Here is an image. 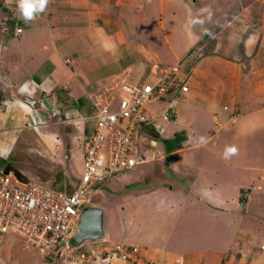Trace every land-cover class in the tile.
I'll list each match as a JSON object with an SVG mask.
<instances>
[{
  "label": "crops",
  "instance_id": "obj_1",
  "mask_svg": "<svg viewBox=\"0 0 264 264\" xmlns=\"http://www.w3.org/2000/svg\"><path fill=\"white\" fill-rule=\"evenodd\" d=\"M162 1L49 0L43 12L25 23L18 0H0V142L11 141L16 129L30 127L50 132L53 128L60 132L63 142L69 146L70 125L79 126L94 111L88 93L126 69L147 67L142 60L137 61V57L149 49L133 48V40L137 36L145 37L144 30H151L153 25L156 26L153 32L147 31L150 36L154 31L164 32L154 24L163 15ZM143 18L149 21L146 28H141L138 23ZM123 19H126V24H121ZM166 44L172 54L171 60H176L174 46L169 41ZM158 49L157 61L163 56L161 48ZM227 68L224 64V77L191 78L187 81L186 92L180 93L175 88L160 102L159 106L172 108L174 117L171 120L178 121L181 129L186 130V135L182 132V145L176 144L165 150L164 144H160L162 140L152 139L138 145V151L150 157L155 150H162L167 157L165 165H168V170L175 177L185 178L188 184L182 187L174 178L171 180L173 185H164L165 180L161 179L158 186H146L148 189L144 191L131 185L135 194L131 192L134 198L129 206L135 199H156L167 195L157 208L162 209L160 215L166 216L167 220L169 217L173 219L174 227L180 224L179 229L185 228L180 218L183 214L187 217L192 213L211 222V233H214L215 249L190 246L187 239L193 237L188 232L174 236L170 231L162 234L160 247L147 249L144 246L143 249L145 258L154 260L153 264L172 262L176 257L182 258L184 264H216L224 256L233 264H264V248L260 247L264 245V206L254 203L248 194L249 186L258 187L253 173L257 174L256 180L264 181V160L258 163L248 160L250 145L257 150L264 149V106L256 107V99L248 97L253 83L248 86L247 82L242 92V81L247 77L242 78V73L234 67L231 72V68ZM143 78L152 80L153 68L148 76L139 78L137 82ZM259 87L264 90L263 86ZM259 87L256 89L260 90ZM244 95L252 104L243 102ZM173 100L187 105L188 111L180 110L177 117ZM28 114L38 122L37 126L26 125ZM186 114L188 119L184 117ZM57 116L62 120H56ZM157 122L161 128L170 125V121ZM173 128L168 129L164 137ZM200 132L202 136H198ZM50 134L55 139L59 138L53 131ZM231 146L240 148L239 157L237 154V158L232 154L225 156L226 149ZM190 150L193 156L204 153L205 158H190L187 156ZM178 153L181 156L174 158ZM143 163L146 161L140 164ZM135 167L132 169H136L134 174L140 176L142 169ZM238 189L245 192L242 194L244 200L236 194ZM125 213L123 217L127 218ZM136 214L131 207L128 209L130 221L136 220ZM173 225L159 224L155 228H171ZM151 243L154 246V241ZM123 244L142 246L137 242ZM228 249L231 252L227 253ZM111 264L122 263L116 261Z\"/></svg>",
  "mask_w": 264,
  "mask_h": 264
},
{
  "label": "rangeland",
  "instance_id": "obj_2",
  "mask_svg": "<svg viewBox=\"0 0 264 264\" xmlns=\"http://www.w3.org/2000/svg\"><path fill=\"white\" fill-rule=\"evenodd\" d=\"M167 1H162V5L164 6L162 7L164 10L163 15L161 17L159 15V20H156L154 23L159 29H163L164 32L156 33L154 31L155 33H152L154 35L150 36L149 33L153 32L152 29L156 28L153 25L151 30H144L145 37L137 36L136 40H133V48L149 49V52L141 53L137 57V61L142 60L145 66L151 68L147 69L146 67L141 70L135 69L129 71L126 69L127 71L125 70L123 73L121 72L113 76L110 80L125 79L132 84L136 83L139 78L148 76L152 72V68L154 74L159 75L165 68L176 65L177 71L175 74L177 82L175 85L177 86L178 84L180 86L183 83L188 85L187 81L193 77L197 79L208 76H216L217 78L224 77L223 66L225 64L226 68L228 67L227 70L231 68L229 72L234 67L235 70L242 73L240 74L242 78H245L244 76L247 77L244 82L242 81V92L247 86V82L248 86L249 83H253L251 86L252 92H250L248 97L256 99V107L264 106V90L259 87L260 85L264 87V0ZM122 21L123 23L121 24H126V19ZM138 23L141 28L142 26L146 28L149 21L143 18ZM166 41H169L174 46V57L176 56L177 58L174 61L171 60V52L167 50ZM158 48H161L162 60L165 59L163 61L155 60L158 56ZM149 64L151 66H148ZM155 66L156 68L154 69ZM215 69L218 71H215ZM145 79L143 78L141 80L143 81ZM110 80L108 82L106 81L103 86L106 83L111 84ZM175 85L169 87V89L175 90ZM258 87L260 90L256 89ZM95 91H90L89 93H94ZM242 99L245 103L250 102L249 98H246V95ZM194 103L196 104V102ZM172 105L177 113V117L180 110L182 112L188 111L187 105L181 103V101L173 100ZM184 117L188 119L187 114ZM56 120H62V118L57 116ZM159 120L161 119L159 118ZM179 121L181 122L182 120ZM25 123L32 127L38 124L30 114H28ZM93 124L94 121L91 118H87L79 126L74 124L70 125L71 140L69 146H67L68 144L65 141L63 142L60 132L53 128H50V132L43 129L37 131L30 127L16 129L12 134L11 141L0 142V156H4L1 158L3 164L0 167L9 164L12 168L16 170L18 168L23 171L25 174L23 175L28 179L39 181L55 189L71 190L76 178L82 172L83 143L91 135ZM171 127L174 128L164 137ZM151 128L155 130L156 136L151 135L149 131L141 130L140 132L145 135V138H140V136L134 137L133 143L137 152H139L138 145L149 142V139L160 142L165 138L169 142L168 146L172 147L176 142V132H184L186 135V130L181 129L182 127H180L178 121L173 122L170 120V125L164 128L160 126L156 128L153 125H151ZM44 131L46 134H44ZM52 131L58 135V139H55L50 134ZM184 134L182 133V135ZM202 135L200 132L198 136ZM224 135L226 136V134ZM255 142L256 140L254 139L253 143ZM161 143L164 144L163 141ZM223 143H225V140H223ZM179 144L182 145V142ZM168 146L167 144L166 146L164 145V149L166 150ZM239 150L240 148H237V157H239ZM250 151L251 155L248 157V160L255 161L254 163L264 160V155L261 154L264 152V149L257 150L250 145ZM192 152V150L190 152L187 151V156L190 158L194 157L195 159L205 158L204 153H198L193 156ZM177 156H181V153L173 157L177 158ZM233 156L237 158L235 154H232ZM147 161L146 163L140 164L141 166L137 165L139 166L138 169H142L140 176L136 173L134 174L136 169H131V172L127 171L118 174L89 192L87 206H100L105 209L104 235L101 238L95 239L93 242L92 240H85L83 245L88 250H94L90 251L94 263L111 264L112 262L119 261L122 264H153L155 261L147 260L143 249L145 247L147 249L155 248L156 246L160 247L159 238L162 234L166 235L168 231L172 233V236L176 233L188 232L193 237L187 239L191 242L190 246L195 245L198 248L215 249L213 245L214 238H212L214 233H211V228L213 227L211 222L205 221L199 216L200 219L192 213H189L187 217L183 214L185 217L182 215L180 220L186 227L179 229L181 225L176 224L174 227L171 217L167 220L166 216L160 215L162 209H158L157 207L162 205L161 202L167 198V195L165 197L159 196L156 199L154 197L146 200L145 198L135 199L129 206V202L134 198L135 194V190L132 189L133 185V188L144 191L148 189L146 186L149 188L158 186L161 179L165 180V182L163 181L164 185L166 183L173 185L171 180L174 178L179 185L182 184V187L188 184V182H185L187 181L185 178L175 177L176 175L171 170H168V165H165L168 162L167 157L162 153V150H155L152 157H147ZM253 174L255 184L258 187L251 188L249 186L248 194L252 197L254 203L259 202V205L264 206V181L256 180L257 174ZM122 176L124 180H121ZM236 192L237 195L240 194L239 198L244 200L242 194L244 195L245 192L240 189ZM172 198L174 199L175 197ZM130 207L134 214L135 212L138 213L136 214V220L133 218L130 221L128 215V209ZM123 213H125L127 218L123 217ZM159 224L173 225V227L165 228L164 226V228L156 229L155 226ZM160 240L162 239L160 238ZM151 241H154V246L151 245ZM125 242L142 243V246L138 248L137 246L125 245L123 244ZM105 245L118 246L121 249L120 252H123L122 256L118 254L116 257H111L110 255L111 258L109 257L108 260L97 258V256L102 254L101 251H104L101 247ZM128 246L132 248L129 251H127ZM260 247L264 248V245ZM83 248L79 250H83ZM157 251L159 252V250ZM229 252H231V249H228L227 253ZM105 254L109 253L106 251ZM170 262L164 261L162 264H170ZM91 263L93 264V262L87 264ZM0 264L60 263L52 256L42 258L34 247H24L19 236L9 232L0 234ZM216 264H233V262L228 261L227 257L224 256Z\"/></svg>",
  "mask_w": 264,
  "mask_h": 264
},
{
  "label": "built area",
  "instance_id": "obj_3",
  "mask_svg": "<svg viewBox=\"0 0 264 264\" xmlns=\"http://www.w3.org/2000/svg\"><path fill=\"white\" fill-rule=\"evenodd\" d=\"M176 71L175 65L154 74L152 80L132 84L125 79H112L111 84L88 94L94 110L90 117L94 121L93 130L83 143L82 172L71 190L22 179L14 170L0 167V234L11 232L19 236L24 247H34L42 258L52 256L60 264L94 261L90 254L94 250L83 246L85 240L73 242L88 194L112 177L147 161V154L135 150L133 139L145 138L140 132L144 126L158 128L159 118L170 121L174 117L171 107L159 104L172 91L169 87L176 84ZM176 88L184 93L188 85L177 84ZM101 248L105 252L96 256L102 260L123 253L118 246ZM131 249L127 247V251ZM171 264L184 262L176 257Z\"/></svg>",
  "mask_w": 264,
  "mask_h": 264
},
{
  "label": "water",
  "instance_id": "obj_4",
  "mask_svg": "<svg viewBox=\"0 0 264 264\" xmlns=\"http://www.w3.org/2000/svg\"><path fill=\"white\" fill-rule=\"evenodd\" d=\"M105 233V212L102 207L86 206L80 215L77 234L73 242L79 244L86 239H98Z\"/></svg>",
  "mask_w": 264,
  "mask_h": 264
},
{
  "label": "clouds",
  "instance_id": "obj_5",
  "mask_svg": "<svg viewBox=\"0 0 264 264\" xmlns=\"http://www.w3.org/2000/svg\"><path fill=\"white\" fill-rule=\"evenodd\" d=\"M49 0H18V8L25 23L35 19L39 12H43ZM237 148L235 146L228 147L225 151V156L228 154H236ZM92 206V205H91Z\"/></svg>",
  "mask_w": 264,
  "mask_h": 264
},
{
  "label": "trees",
  "instance_id": "obj_6",
  "mask_svg": "<svg viewBox=\"0 0 264 264\" xmlns=\"http://www.w3.org/2000/svg\"><path fill=\"white\" fill-rule=\"evenodd\" d=\"M143 130H144V131H149V133H150L151 135H153V136H156V135H157L156 132H155V130H154L153 128H151V126H144V127H143ZM175 137H176V142L174 143V145L179 144V143L184 139V135H182V132H178V133L176 132ZM162 141H163V143H164L165 146H166V144H167V146H168V143H169V142L167 141V139L163 138ZM172 145H173V144H172ZM174 145H173V146H174ZM166 148H167V147H166ZM170 148H171V147L168 146L167 149H170ZM2 164H3V160L0 158V165H2ZM3 167H4L5 170L13 169V170L18 174V176H20L22 179H25V178H26L25 176H23V175L21 174V172H19V171L16 170L15 168H12V166L9 165V164L4 165ZM66 190L69 191V189H66Z\"/></svg>",
  "mask_w": 264,
  "mask_h": 264
}]
</instances>
